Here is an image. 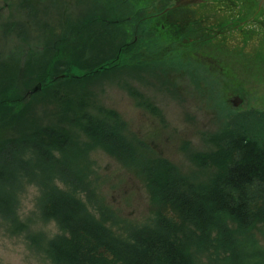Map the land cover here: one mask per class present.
<instances>
[{"label": "rangeland", "instance_id": "obj_1", "mask_svg": "<svg viewBox=\"0 0 264 264\" xmlns=\"http://www.w3.org/2000/svg\"><path fill=\"white\" fill-rule=\"evenodd\" d=\"M112 1L123 8L122 0ZM164 2L154 4L160 8ZM105 4L0 0V143L48 126L67 132L76 149L71 165L79 178L76 190L63 176L51 182L38 170L10 180V159L5 167L0 161V171L7 173L0 175V194L7 198L0 201V233L26 234L51 264L52 240L34 231L31 216L20 220L16 215L24 184L41 186L40 212L44 190L57 187L79 198L88 213L119 236L129 227L152 224L164 209L151 199L139 168L84 133V115L112 112L139 158L194 184L215 172L211 159L231 128L264 144V22L257 4L170 0L165 7L180 4L183 11L175 18L162 13L182 29L175 41L176 29L159 24L140 35L132 28L85 27L87 18L111 19ZM141 37L157 47L140 54ZM133 43L129 50L124 46ZM67 77L73 79L60 81ZM237 97L241 101L235 105ZM22 153L16 156H29ZM254 232L264 245V231ZM193 257L197 264H220L208 250Z\"/></svg>", "mask_w": 264, "mask_h": 264}, {"label": "trees", "instance_id": "obj_2", "mask_svg": "<svg viewBox=\"0 0 264 264\" xmlns=\"http://www.w3.org/2000/svg\"><path fill=\"white\" fill-rule=\"evenodd\" d=\"M124 46L129 50L135 43ZM152 46L147 44L146 51ZM143 59L142 63L148 62ZM83 119L82 129L92 141L139 168L151 199L164 209L152 224L129 227L125 236H119L88 213L79 198L48 187L41 213L44 218L58 217L66 230L49 244L53 264H197L193 255L201 250H208L220 264H264V245L254 232L264 231L259 226L264 225L263 143L231 128L211 159L215 172L207 181L194 184L139 158V152L124 141L112 112ZM75 150L67 132L44 126L0 143V154L5 152L0 161L5 167L4 161L10 159V180L38 170L51 182L63 176L76 190L79 178L71 173ZM18 151L29 156L18 157ZM0 175L7 173L0 171ZM5 199L0 194V201Z\"/></svg>", "mask_w": 264, "mask_h": 264}, {"label": "clouds", "instance_id": "obj_3", "mask_svg": "<svg viewBox=\"0 0 264 264\" xmlns=\"http://www.w3.org/2000/svg\"><path fill=\"white\" fill-rule=\"evenodd\" d=\"M56 182L59 183V181ZM41 196L40 185L34 182L24 184V191L18 193L20 207L16 215L20 220L31 216L34 221L32 225L34 231L42 233L48 241L55 240L58 236L66 234L65 226L56 216L44 218L41 215L38 207ZM13 262L16 264H51L43 251H37L31 247L26 234L3 230L0 233V264H13Z\"/></svg>", "mask_w": 264, "mask_h": 264}, {"label": "flooded vegetation", "instance_id": "obj_4", "mask_svg": "<svg viewBox=\"0 0 264 264\" xmlns=\"http://www.w3.org/2000/svg\"><path fill=\"white\" fill-rule=\"evenodd\" d=\"M162 1H165L163 3L164 5H162L159 8L154 4L155 0H122L121 3L123 4V8L118 9L116 7V5H115L116 3H114V1L105 0V3H106L105 7L107 8L105 11H108V12L112 11V12H110V14L112 16L111 19L109 17H107V18L100 17L99 20L87 18L88 20H86L84 25H85V27L95 28V27H98V24H100L102 27L107 28V29L113 28L111 26H114V28H116V29L132 28V29H136L140 35V34H147L149 29H151L150 27L153 28L155 24L156 25L159 24L163 27H173L174 29H176L175 30V36L180 37V35H181L180 31H182V29L181 28H175V27H178V26H175V20H172L170 17L162 18V13H164V14L169 13L170 16H172L174 18L177 16H183V11L179 10L180 4H175V5H173V7H165L168 5L167 3L170 0H161V2ZM178 3H181V2H178ZM127 4H130V5H127ZM165 4H167V5H165ZM107 5H112V6H110L108 8ZM162 7H164V8H162ZM149 8H153V10L152 9L149 10ZM169 9H171V10H169ZM86 17H87V15H86ZM161 19H164V20L161 21ZM164 21H166V22H164ZM229 22L231 23V21H229ZM229 22H227V23H229ZM164 24L168 25V26H165ZM80 25H83V23ZM218 25L222 26V24H220V23L216 24L217 27H218ZM173 37H172V39L175 41L176 37L175 38H173ZM145 38H147V37H144V39L141 37L139 44H138L140 54L143 51H146V45L147 44H150L151 46L154 44L153 41L147 42L148 39H145ZM146 53H147V51L145 52V54ZM139 58H140L139 60H142L141 56Z\"/></svg>", "mask_w": 264, "mask_h": 264}, {"label": "water", "instance_id": "obj_5", "mask_svg": "<svg viewBox=\"0 0 264 264\" xmlns=\"http://www.w3.org/2000/svg\"><path fill=\"white\" fill-rule=\"evenodd\" d=\"M250 2H252V3H254V4H257L258 5V7H259V10H260V15H261V17H262V19H263V22H264V0H249ZM260 50L262 51V52H264V41L261 43V45H260ZM241 101V99L239 98V97H237L234 101H233V103L235 104V105H237L239 102Z\"/></svg>", "mask_w": 264, "mask_h": 264}]
</instances>
